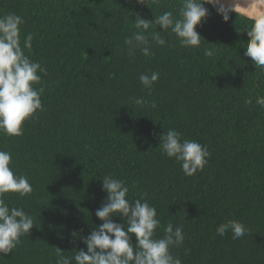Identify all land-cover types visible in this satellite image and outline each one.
<instances>
[{
    "label": "trees",
    "instance_id": "1",
    "mask_svg": "<svg viewBox=\"0 0 264 264\" xmlns=\"http://www.w3.org/2000/svg\"><path fill=\"white\" fill-rule=\"evenodd\" d=\"M178 7L179 0H0V15L25 19L21 40L34 36L26 54L47 69L34 85L44 89L43 111L25 122L22 136L0 133L12 170L34 189L7 193V202L35 217L0 264H55L56 247L66 256L86 250L80 237L102 223L95 211L106 197L104 175L125 181L130 200L146 193L161 225L183 228V245L172 249L182 264H264V108L255 102L264 96V70L244 55L250 21L232 13L224 22L205 5L210 15L196 29L201 48H183L162 32L168 44L151 56L127 54L123 41L136 31V13L152 20ZM205 48L215 56L205 57ZM153 71L160 76L149 92L139 75ZM132 97L156 108L138 107ZM169 129L208 147L202 172L185 176L161 154L159 136ZM232 219L250 234L217 235Z\"/></svg>",
    "mask_w": 264,
    "mask_h": 264
},
{
    "label": "clouds",
    "instance_id": "2",
    "mask_svg": "<svg viewBox=\"0 0 264 264\" xmlns=\"http://www.w3.org/2000/svg\"><path fill=\"white\" fill-rule=\"evenodd\" d=\"M136 3L145 4V0H136ZM152 3L159 5L160 0H152ZM205 5L215 8L224 22L232 13L250 21V27L245 30L248 40L244 55L250 58L255 68L264 70V0H179L176 14L164 11L155 19L148 20L136 13V31L123 41L127 54L133 58L137 52L144 57L151 56L154 46L168 44L162 32L174 34L183 48H201L204 40L196 29L207 22L210 15ZM24 24L25 19L15 13L0 15V133L9 137L22 136L25 122L35 120L43 111L41 96L44 89H36L34 85L41 83L42 77L38 73L46 75L47 69L26 54V50L30 52L32 48L34 36L28 33L21 40V26ZM157 26L161 31L156 30ZM150 28L153 31L149 34ZM204 56L214 57L215 51L205 48ZM159 76L158 71L142 73L139 81L150 92ZM130 99L138 107L156 108L154 101L143 97ZM255 102L264 108V96H257ZM245 103L251 104L252 99ZM159 141L161 154L179 162L185 176L192 177L202 172L209 162L210 152L206 145L182 139V134L174 129L160 135ZM11 164L12 154L0 150V256L12 253L22 243L21 238L35 227L33 215L7 202V193L24 197L34 191L28 178L14 173ZM101 180V190L106 197L95 211V216L102 223L87 236L80 237L86 250L74 248L75 254L66 256L65 251L56 247L55 264H73V261L75 264H182L181 258L174 255L172 249L183 245V228L174 227L171 223L161 225L156 207L145 199L146 193L130 200V190L125 181L111 175H104ZM113 217H119L121 222H115ZM160 228L163 229V236L157 237V229ZM229 232L234 240L250 234L245 224L235 219L226 220L216 228V234L221 237ZM72 235L76 237L78 233L73 232ZM187 253L188 249H185Z\"/></svg>",
    "mask_w": 264,
    "mask_h": 264
}]
</instances>
